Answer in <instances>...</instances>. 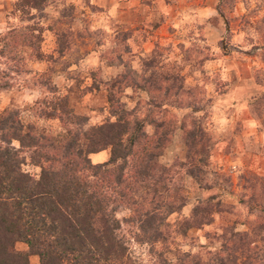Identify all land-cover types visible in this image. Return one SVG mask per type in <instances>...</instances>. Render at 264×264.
I'll return each instance as SVG.
<instances>
[{
	"label": "rangeland",
	"instance_id": "374dc122",
	"mask_svg": "<svg viewBox=\"0 0 264 264\" xmlns=\"http://www.w3.org/2000/svg\"><path fill=\"white\" fill-rule=\"evenodd\" d=\"M124 72L132 84L115 93L132 118L152 110L174 120L158 160L171 169L167 198L176 194L184 203L166 218L165 239L154 245L137 238V225L124 219L129 206L117 204L118 235L129 257L174 264L181 250L215 251L225 231L255 237L264 224V0H45L40 9L0 0V117L14 113L23 128L45 135L68 128L81 135L115 120L108 91ZM164 76L172 83L168 91L146 81ZM60 98L73 114L67 123L45 114ZM193 122L206 150L189 159L180 126ZM20 149L22 169L38 177L31 150ZM109 154L105 148L89 157L98 163ZM193 166L201 169L197 175L188 171ZM205 202L210 222L185 227ZM261 235L264 229L257 236L263 245ZM13 247L29 264H42L26 242Z\"/></svg>",
	"mask_w": 264,
	"mask_h": 264
},
{
	"label": "trees",
	"instance_id": "16d2710c",
	"mask_svg": "<svg viewBox=\"0 0 264 264\" xmlns=\"http://www.w3.org/2000/svg\"><path fill=\"white\" fill-rule=\"evenodd\" d=\"M21 1L40 9L45 0ZM130 75L124 72L110 83L108 102L115 120L81 135L71 128L58 137L45 135L33 126L23 128L14 113L0 117V264H29L26 253L14 249L16 240L26 242L42 264H142L129 257L118 235L121 220L113 208L120 203L130 208L124 219L137 225V238L151 245L165 239L166 218L184 204L176 194L167 198L171 169L158 160L174 120L162 111L154 116L152 110L146 117H131L115 93L132 84ZM146 81L165 91L172 87L166 84L167 76ZM159 105L153 103V109ZM45 114L63 123L73 117L63 98ZM146 124L153 126L151 133ZM180 127L189 159L206 150L199 125ZM20 147L31 150V162L40 166L38 177L22 169ZM105 148L110 149L109 158L93 163L89 154ZM188 171L197 175L201 169L193 166ZM208 205L195 207L185 227L210 222ZM258 229L255 237L225 231L215 251L205 256L181 250L174 264H264V235L259 239L263 245L257 242L264 224ZM161 261L169 264L163 257Z\"/></svg>",
	"mask_w": 264,
	"mask_h": 264
},
{
	"label": "crops",
	"instance_id": "0c3cea01",
	"mask_svg": "<svg viewBox=\"0 0 264 264\" xmlns=\"http://www.w3.org/2000/svg\"><path fill=\"white\" fill-rule=\"evenodd\" d=\"M199 9L202 10V9H209V8L208 6H205V7L201 6Z\"/></svg>",
	"mask_w": 264,
	"mask_h": 264
}]
</instances>
